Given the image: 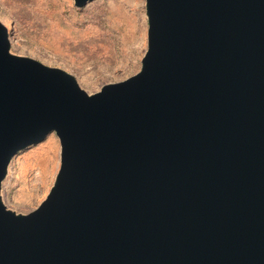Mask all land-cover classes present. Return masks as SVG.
<instances>
[{
    "label": "water",
    "instance_id": "water-1",
    "mask_svg": "<svg viewBox=\"0 0 264 264\" xmlns=\"http://www.w3.org/2000/svg\"><path fill=\"white\" fill-rule=\"evenodd\" d=\"M145 11L139 72L93 94L0 22V264H264V0ZM49 133L54 183L16 213L10 161Z\"/></svg>",
    "mask_w": 264,
    "mask_h": 264
},
{
    "label": "rangeland",
    "instance_id": "rangeland-1",
    "mask_svg": "<svg viewBox=\"0 0 264 264\" xmlns=\"http://www.w3.org/2000/svg\"><path fill=\"white\" fill-rule=\"evenodd\" d=\"M10 51L71 74L88 94L139 72L147 49L145 0H0ZM59 140L49 133L15 154L2 182L6 207L35 210L59 169Z\"/></svg>",
    "mask_w": 264,
    "mask_h": 264
}]
</instances>
